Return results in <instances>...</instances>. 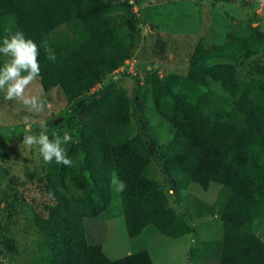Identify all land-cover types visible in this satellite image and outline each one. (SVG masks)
<instances>
[{
  "label": "trees",
  "instance_id": "1",
  "mask_svg": "<svg viewBox=\"0 0 264 264\" xmlns=\"http://www.w3.org/2000/svg\"><path fill=\"white\" fill-rule=\"evenodd\" d=\"M122 6L126 21L114 14L110 0H0V40L10 27L38 45L47 41L57 59L49 61L41 46V84L47 92L60 87L67 101L74 102L131 56L136 16L132 5ZM262 45L264 30L247 26L229 32L224 42L200 43L186 76L160 77L155 71L148 76L156 110L172 134L160 163L174 193L192 184L205 190L214 183L222 186L219 264H264V240L255 230L264 215V63L256 64V76L240 77L237 64L209 61L235 57L236 50L250 59ZM212 80L235 99L224 117L208 112ZM77 105L84 118V162L73 147L68 156L72 167L55 165L39 179L51 200L35 214L45 235L42 264H154L149 249L112 259L102 245L89 243L85 232L84 218L100 215L111 204L113 171L127 185L120 194L130 237L148 226L168 238L192 232L190 221L171 205L165 185L156 180L154 150L132 133L131 97L125 89L106 87ZM5 242L15 250L13 240Z\"/></svg>",
  "mask_w": 264,
  "mask_h": 264
},
{
  "label": "rangeland",
  "instance_id": "2",
  "mask_svg": "<svg viewBox=\"0 0 264 264\" xmlns=\"http://www.w3.org/2000/svg\"><path fill=\"white\" fill-rule=\"evenodd\" d=\"M110 1L120 21H126L121 17L126 12L122 6L124 2L133 6L136 16L131 56L123 70L117 69L109 74L104 82L74 102L67 101L60 87L45 91L38 78L26 89V95H38L52 105L51 109L41 113L28 112L22 102L5 101L4 94L0 92V264L43 263L41 256L45 235L35 224V214L51 200L40 188L39 179L59 164H46L37 149H28L21 144L26 126L30 124L31 134H38L40 125L46 124L50 138L53 131L62 135L63 130H69L74 142L65 146L67 154L69 156L73 147L78 148L84 162L85 153L80 138L84 118L77 110V103L89 101L94 92L106 87L122 88L130 95L132 133L142 136L154 150V175L158 183L165 185L171 205L190 222H202L203 214L209 217L204 220L205 223L217 214L221 217V185L214 183L205 190L192 184L189 189L177 194L168 183L160 155L168 149L172 134L169 122L156 110L148 76L154 71L160 77L171 74L186 76L192 54L200 43L212 45L224 42L229 32L247 26H258L264 30V0ZM234 56L213 57L209 63H234L239 67L240 77L256 76V64L264 63V45L259 47L258 54L253 58L246 59L237 50ZM7 59L0 54V65ZM209 96L208 112L213 117L226 116L235 103V99L217 81H211ZM260 218H264V215ZM205 223L199 229L204 230L208 225ZM84 224L89 243L102 245L104 252L112 259L149 249L156 264H173L170 255H174V251L183 249L182 252L187 253L190 249L189 237L168 238L154 226H148L140 235L130 237L125 225L121 194L113 191L109 208L98 216L85 217ZM212 229L221 234L222 228L218 230L215 221ZM195 230L197 232V227ZM204 236L206 234L198 237V241L205 242L202 249L206 247V241L212 239ZM261 237L264 240V230ZM7 239L13 240L14 251L5 245ZM195 251L193 249L190 253V264H213L197 259L201 256H196ZM183 253L181 255L184 257Z\"/></svg>",
  "mask_w": 264,
  "mask_h": 264
},
{
  "label": "clouds",
  "instance_id": "3",
  "mask_svg": "<svg viewBox=\"0 0 264 264\" xmlns=\"http://www.w3.org/2000/svg\"><path fill=\"white\" fill-rule=\"evenodd\" d=\"M6 35L0 40V54L7 57V61L0 65V92L5 101L22 102L28 112L41 113L51 109L52 105L38 95H26V89L36 81L41 73L39 55L41 46L47 59L55 62L57 57L47 41L37 44L27 38L23 31H12L10 27L4 29ZM73 136L65 129L61 135L57 131L49 136L46 124L40 125L38 134H31V125L24 130L22 145L28 149L35 148L46 164L56 163L66 167L73 166V160L68 157L66 145L73 143ZM126 183L120 180L118 173H111V188L114 193H123ZM54 198V193L48 194ZM6 264V262H5Z\"/></svg>",
  "mask_w": 264,
  "mask_h": 264
},
{
  "label": "crops",
  "instance_id": "4",
  "mask_svg": "<svg viewBox=\"0 0 264 264\" xmlns=\"http://www.w3.org/2000/svg\"><path fill=\"white\" fill-rule=\"evenodd\" d=\"M201 218H204L203 221L201 222H190L191 225L193 226V230L191 233H189L186 236H183V238H187L189 237L190 240V249L186 252H182V250H177L174 251V255H170V260L172 259V263L173 264H190V262L192 261V258L190 256V253L192 252L193 249H195V253L196 256H201L200 258L197 259H201L202 261L206 260L209 263L213 262V264H219L217 261V243L220 242L223 239V220L221 219V217H219V214H217L214 218L212 219H208L206 221V224L204 222L205 219L209 218L206 217L205 214H203V216H201ZM264 218H260L257 219L255 222V230L257 232L258 235H260L261 237V232L264 230ZM215 221V225H218V230L220 228H222L221 234H217L216 230L214 231L212 229L213 227V222ZM220 222V223H219ZM207 225V227L203 230V229H199L200 225L204 224ZM197 227V232L195 230V228ZM209 229V230H208ZM204 234H206V238H212L208 241H206V247L204 249H202L203 245H204V241L200 240L198 241V237L199 236H203ZM196 235V236H195ZM262 238V237H261ZM263 239V238H262ZM149 247V246H148ZM151 250V249H150ZM131 253V252H129ZM184 254L185 256L183 257L181 254ZM151 254L153 256V252L151 250ZM154 264L155 261H154Z\"/></svg>",
  "mask_w": 264,
  "mask_h": 264
},
{
  "label": "built area",
  "instance_id": "5",
  "mask_svg": "<svg viewBox=\"0 0 264 264\" xmlns=\"http://www.w3.org/2000/svg\"><path fill=\"white\" fill-rule=\"evenodd\" d=\"M127 62H125V64L121 67V68H119L117 71H119V70H123L126 66H127V64H126Z\"/></svg>",
  "mask_w": 264,
  "mask_h": 264
}]
</instances>
